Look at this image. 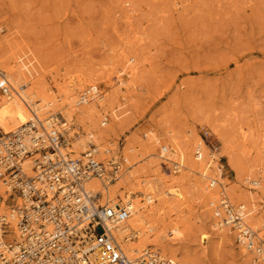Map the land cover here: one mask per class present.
<instances>
[{"label":"rangeland","instance_id":"obj_1","mask_svg":"<svg viewBox=\"0 0 264 264\" xmlns=\"http://www.w3.org/2000/svg\"><path fill=\"white\" fill-rule=\"evenodd\" d=\"M0 33V49L20 51L36 80L51 83L58 75L89 70L106 76L96 85L109 102L114 100L120 118L113 123L108 116L113 140L102 144L111 148L117 142L116 161L124 162L129 142H148L151 132L195 130L219 155L227 178L223 184L228 193L235 192L233 204H246L238 200L250 185L240 182L239 172L247 157L264 163V0H0ZM122 79L133 83L130 90L121 89ZM219 129L240 158L237 171L224 156ZM68 131V145L74 146L82 134ZM244 146L252 150L250 156L241 155ZM161 147H154L157 155L151 146L135 147L130 170L151 178L180 177L159 157ZM156 161L163 163L162 171ZM185 189V202L173 198L171 210L163 195L153 208L161 213L151 217L160 229L183 219L186 234L176 245L182 258L193 264H252L256 255L244 256L241 246L246 247L230 228L214 227L208 202Z\"/></svg>","mask_w":264,"mask_h":264},{"label":"bare ground","instance_id":"obj_2","mask_svg":"<svg viewBox=\"0 0 264 264\" xmlns=\"http://www.w3.org/2000/svg\"><path fill=\"white\" fill-rule=\"evenodd\" d=\"M6 41H8V38L6 39L5 36ZM2 42V39H0V44ZM30 66V62L26 61L23 54L17 51L15 47L0 49V81L5 82L9 88L7 94L0 95V128L2 131L6 134L18 131L31 121L37 126L39 124L41 126L44 124L51 126L53 121L57 125L56 128L58 130L62 126L63 128L65 127L64 130L72 131L74 129L79 135L82 134L78 138V141L74 143V146L61 145L60 151L63 155L68 157L81 156L89 149V144L93 142L99 148V159L108 164L115 161V157H113V153L115 152L113 150L117 147V142L115 143L114 141L111 144V148L102 144V142H106L111 138L113 123L120 118L115 111L114 100L110 99L112 103L111 101L109 102V97L107 95L104 96L100 92V95L93 101L82 105L78 103L79 97L83 92L85 93L90 87L98 88L96 84L106 76H102L98 70H89L76 74V76L72 73L58 75V78L50 83L46 82L47 80H36V77H34L33 72L29 68ZM132 84L124 79L120 81L121 89L130 90ZM109 115L112 116L113 123L110 121L108 126V121L110 120ZM103 117L104 120L102 119ZM212 127L213 125H211V129H213ZM219 130H217V135L220 136L224 144L223 152L226 151L224 156H227L228 164L232 170L237 171L236 163L240 162V158L234 153L233 143L228 138L221 136L220 134L223 132L220 130V133ZM156 133L151 132L150 140L141 145L143 147L151 146L152 155H157L154 152V147L157 144L161 145L164 152V156L162 155L165 158L164 160L173 165V168L178 170L177 173L181 172L180 177H173L171 179H164L163 177L151 178L150 175L144 176V171H141L143 174L132 172L130 169L134 166L133 152L135 151V147L141 145L139 144L137 146L129 142L131 145L128 144L127 150L125 149L126 156L124 155V159L127 160L128 165L117 174H109L101 180H91L89 186L96 192L102 193V205L126 207L131 211V216L127 221L113 228L116 240L129 259L137 260L143 251L153 247L160 252L164 260H171L175 264H178V260L181 264H193L189 259H183L180 250L176 248L177 242L184 236L183 232L185 233L183 229L185 230L186 226H184V223H180L183 222V219L181 221H172L169 223L170 227L163 224L165 227L160 229L159 226L157 227V225L151 223V217L152 219L154 218L153 212L157 208L154 210V206H156V203L163 195L167 196L164 197L165 205L172 204V201L176 199L184 201L183 199H187L186 196L188 194L183 190L185 186L189 187V190L185 189L188 192L192 190L193 192L196 191L200 196L199 198H203L208 202V205L211 206L210 208L219 200L223 190H225L229 197L234 196L235 192H227L223 184L227 182V178H224L225 173L222 169L223 167L220 166L219 158H217L219 155L209 147L207 141L199 137V134L197 135L195 130L190 129L187 132L177 133L166 128L162 135ZM244 137H247L246 133ZM197 150L202 151V157L200 159L195 157V151ZM251 151V149H247L244 146L241 150V155L243 154V157L250 156L249 153ZM159 157L161 158V155ZM247 159L246 166L242 168L243 172H239L240 182L243 183L246 181L252 185H257V187L255 189L249 188V191L244 193L245 196L239 198L240 200L238 201L240 202L242 200L251 207L248 211L249 215L247 220L257 233V240L260 242L264 241V231L262 230L263 222L260 214L264 206L259 205L257 200L260 195L261 198H264V163L261 162L262 160L258 161L249 159L248 157ZM155 165L158 166V171L163 168V163L158 161H156ZM26 168L29 174L33 173L30 161L26 162ZM212 171L216 173L212 174ZM154 172H152V175ZM254 176L255 178H253ZM211 177L218 179L219 184L210 187L209 179ZM164 189L167 190L163 191ZM185 192L187 193L186 196H184ZM13 194H15V201L19 205H22L23 199L8 188L0 179V198L2 197L0 199V215L10 214V210L8 209L7 211L6 208L10 207L7 203ZM246 204L242 203L239 206L246 207ZM171 207L173 208L172 205L169 208L173 210ZM177 211L179 212V210ZM173 212L175 211H171V213ZM157 213H161V211ZM161 215L159 214V216ZM211 217L215 219L214 227L218 228L220 232L226 231L212 214ZM153 221L155 223V220ZM13 223V226L16 228L15 222ZM182 225L184 228H182ZM166 228L170 229L169 231L172 237L168 238ZM231 232L233 231L231 230ZM15 233V237H19L17 230H15ZM207 238L206 235L203 236L204 243ZM241 247L243 255H249L248 249L243 246ZM252 259V264H264V254L256 255Z\"/></svg>","mask_w":264,"mask_h":264},{"label":"built area","instance_id":"obj_3","mask_svg":"<svg viewBox=\"0 0 264 264\" xmlns=\"http://www.w3.org/2000/svg\"><path fill=\"white\" fill-rule=\"evenodd\" d=\"M98 88H88L78 103L96 99ZM0 92H9L5 82L0 81ZM52 123L37 126L31 121L9 134L0 129V179L23 199L19 205L15 194L11 195L10 214L0 215V264H175L151 248L137 260L129 259L113 228L127 221L131 211L102 205V193L89 186L93 179L121 172L127 160L111 164L100 160L93 142L81 156H65L60 148L69 144L68 131L58 130ZM160 155L165 159L162 149ZM195 157L200 159L202 151H195ZM27 161L32 174L27 171ZM209 182L210 187L219 184L212 177ZM212 210L220 225L236 234L239 244L255 255L264 254V241L258 242L247 220L248 207L234 205L223 190ZM260 214L264 231V208Z\"/></svg>","mask_w":264,"mask_h":264}]
</instances>
